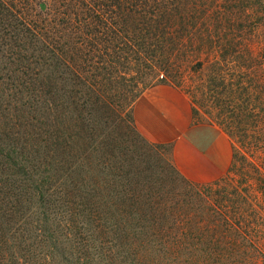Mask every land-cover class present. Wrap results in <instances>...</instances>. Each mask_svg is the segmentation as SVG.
I'll list each match as a JSON object with an SVG mask.
<instances>
[{"label":"trees","instance_id":"1","mask_svg":"<svg viewBox=\"0 0 264 264\" xmlns=\"http://www.w3.org/2000/svg\"><path fill=\"white\" fill-rule=\"evenodd\" d=\"M18 1L0 0V32L14 31L15 59L30 66L36 87L0 93L8 132L0 136V264L248 263L250 192L239 198L218 181L205 193L175 191L155 178L148 155L142 176L124 138L104 133L96 116L104 90L95 86L116 39H125L126 62H147L173 49L170 30L196 3L43 0L44 17L31 22ZM72 78L82 86L67 91ZM9 101L19 108L8 116ZM144 143L154 153L161 145Z\"/></svg>","mask_w":264,"mask_h":264},{"label":"rangeland","instance_id":"2","mask_svg":"<svg viewBox=\"0 0 264 264\" xmlns=\"http://www.w3.org/2000/svg\"><path fill=\"white\" fill-rule=\"evenodd\" d=\"M190 1L196 3L194 6L189 4L190 18L184 21V25L177 23V20L170 30L173 49L150 56L147 62L132 58L126 62L122 59L128 49L125 39H116L113 50L110 48L109 55L105 57L107 62H111L104 73L106 75L95 86L104 90L96 116L101 121L100 128L104 133H114L124 138V147L129 148L135 158L132 167L142 170L150 163L156 164L158 174L155 178L164 181L167 188L178 192L198 188L205 193L204 185L218 181L219 186L235 189L239 198L250 192L253 203V248H249L248 263L241 261L239 264H264L263 7L256 0ZM18 2L31 22H39L44 17L43 10L39 8L43 0ZM174 12L181 15V10ZM13 34L11 28L0 32V36L4 35V42L0 41V93H5L4 96L36 87L30 82L33 70L25 66L24 60L18 64L15 59ZM60 70L69 76L63 66ZM110 74L118 78L109 82ZM72 80L64 84L67 91L82 86L75 79ZM158 84L171 85L186 97L193 122L214 124L229 138L231 162L219 177L206 182L186 178L185 182L173 170L177 168L171 145L161 144L154 148L155 153L151 152L144 141L154 145L157 143L146 140L135 124L129 123L128 109L132 110L133 115L137 98ZM17 104L9 101L8 116L14 113ZM0 119V122L3 121V115ZM7 134L6 129L1 127L0 136ZM146 155L151 157L150 163ZM142 173V176L149 174Z\"/></svg>","mask_w":264,"mask_h":264},{"label":"crops","instance_id":"3","mask_svg":"<svg viewBox=\"0 0 264 264\" xmlns=\"http://www.w3.org/2000/svg\"><path fill=\"white\" fill-rule=\"evenodd\" d=\"M133 121L149 142L171 145L175 167L191 181L214 180L230 165L227 135L214 124L193 122L186 97L171 85L143 92L134 103Z\"/></svg>","mask_w":264,"mask_h":264}]
</instances>
